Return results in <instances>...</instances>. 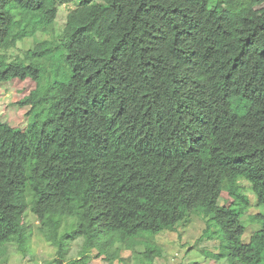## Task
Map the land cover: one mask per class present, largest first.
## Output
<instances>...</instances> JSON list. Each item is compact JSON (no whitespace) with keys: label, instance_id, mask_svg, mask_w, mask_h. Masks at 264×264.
I'll return each instance as SVG.
<instances>
[{"label":"trees","instance_id":"1","mask_svg":"<svg viewBox=\"0 0 264 264\" xmlns=\"http://www.w3.org/2000/svg\"><path fill=\"white\" fill-rule=\"evenodd\" d=\"M37 33L0 55V87L30 108L25 127L0 118V258L29 251L28 211L56 264H114L195 212L218 258L264 264V211L247 243L242 223V181L264 208V0H0V51Z\"/></svg>","mask_w":264,"mask_h":264},{"label":"rangeland","instance_id":"2","mask_svg":"<svg viewBox=\"0 0 264 264\" xmlns=\"http://www.w3.org/2000/svg\"><path fill=\"white\" fill-rule=\"evenodd\" d=\"M71 5L61 3L54 23L53 31L59 35L66 23V17ZM16 15V14H15ZM47 36L37 33L34 37L25 38L6 51H0L8 63L24 59L29 51L42 42ZM22 85L9 83L0 87V118L8 124H19L23 127L27 125L26 114L28 106L17 104L23 96L28 94ZM245 195L250 199L248 212L242 218L245 233L244 242H248L251 235L262 227L253 223L250 217L262 213L264 208L257 205L254 193L247 182L242 181ZM25 222L31 226L33 235L30 249L23 254L16 251L12 245L7 246V253L0 258V264H56V248L45 241L38 232L39 226L34 215L28 211L25 215ZM208 217H202L192 212L187 218L177 224L173 230H164L157 235H146L150 239H138V246L133 249L122 247L120 254L114 264H146L144 254L145 245L150 242L160 247L162 254L154 260V264H230L227 259H220L216 255L221 252V241L218 237L208 238L207 235L213 233L215 228L210 224ZM82 240L78 239L71 243L67 259L77 258L81 249ZM96 251L88 252V257L92 258ZM91 264H107L101 260L93 259Z\"/></svg>","mask_w":264,"mask_h":264}]
</instances>
